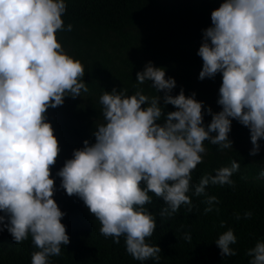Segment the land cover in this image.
I'll return each mask as SVG.
<instances>
[{
    "label": "clouds",
    "instance_id": "9594fccd",
    "mask_svg": "<svg viewBox=\"0 0 264 264\" xmlns=\"http://www.w3.org/2000/svg\"><path fill=\"white\" fill-rule=\"evenodd\" d=\"M66 10L65 0H0V231L6 228L17 244L31 237L38 249L31 264H50L49 258L70 243L61 223L66 213L53 199L55 180L50 178L60 147L52 125L45 122L49 108L89 90L83 63L69 56L57 39V32L73 29L62 20ZM211 21L197 53L203 60L201 81L222 74V111L207 108L210 124H204L205 105L196 94L186 96L181 89L173 96L175 79H166V70L149 62L136 74L134 94L127 89L103 92L99 103L104 123L97 125L95 143L85 140L57 173L67 195L78 196L99 221L101 235L116 244L124 237L127 253L137 261L160 259L161 248L146 242L157 227L144 207L152 203L150 193L166 204L160 215L171 217L182 205L192 211L188 193L193 188L195 196L205 197V214L218 213L219 200L207 194V187L235 186L231 177L241 167L236 161L191 184L193 170L206 155L205 141L220 150L232 149L229 134L236 120L250 130V155L260 152L264 0H225ZM145 82L164 96L145 95L139 87ZM161 100L176 111L165 115ZM162 117L164 122L158 123ZM260 176L264 178V170ZM252 215L245 212L243 218ZM185 239L190 242L191 236ZM215 243L222 257L237 255L231 247L237 243L233 229ZM247 255L250 264H264V241H257Z\"/></svg>",
    "mask_w": 264,
    "mask_h": 264
},
{
    "label": "trees",
    "instance_id": "16d2710c",
    "mask_svg": "<svg viewBox=\"0 0 264 264\" xmlns=\"http://www.w3.org/2000/svg\"><path fill=\"white\" fill-rule=\"evenodd\" d=\"M225 0H65L66 13L62 16L65 28L72 31L57 32L69 56L80 60L85 67L84 82L88 92L73 99L66 97L62 106L49 108L45 113L54 135L58 139L60 154L51 167L55 180L53 199L66 216L61 223L66 226L70 243L62 246L59 256L50 257V264H250L247 255L257 241H264V139L260 140V152L250 155L252 144L245 142L250 130L238 121H232L229 139L232 149L220 150L218 145L205 141L206 155L203 163L192 172V185L199 184L205 175H215L216 170L230 167L232 161L240 164L231 179L235 186L209 185L206 192L219 200V208L205 214V197L188 195L192 199V211L187 206L171 217L161 216L166 204L152 196V203L144 207L155 216L156 229L146 238L152 246L161 248L159 261H137L126 251L125 239L116 244L112 238L100 233V223L78 196H68L61 188L62 180L57 173L65 161L73 158L75 150L84 141L95 143L97 125L104 123L99 98L104 91L127 89L136 91V74L151 62L166 70V79L174 78L176 87L172 95L181 89L186 96L196 94L203 102L204 124L212 121L207 114L222 111L218 104L222 74L214 79H199L203 60L197 55L203 42L204 30L212 26L211 14ZM148 96H164L151 87V82L139 85ZM146 107V106H144ZM161 107L165 115L176 111L172 105ZM164 117L158 123H163ZM213 135H216L213 133ZM252 212L244 219L245 212ZM239 214L241 219H236ZM0 215H4L0 213ZM225 222V227H221ZM3 228V225H0ZM228 228L234 230L237 243L231 247L237 252L233 257H222L216 245L219 235ZM191 236V241L185 235ZM38 249L31 237L17 244L6 228L0 231V264H31V257Z\"/></svg>",
    "mask_w": 264,
    "mask_h": 264
},
{
    "label": "rangeland",
    "instance_id": "374dc122",
    "mask_svg": "<svg viewBox=\"0 0 264 264\" xmlns=\"http://www.w3.org/2000/svg\"><path fill=\"white\" fill-rule=\"evenodd\" d=\"M245 142L248 143V144H252L251 143V136H246Z\"/></svg>",
    "mask_w": 264,
    "mask_h": 264
}]
</instances>
